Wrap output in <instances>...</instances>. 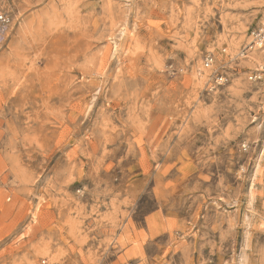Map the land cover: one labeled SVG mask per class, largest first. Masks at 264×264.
<instances>
[{"label":"rangeland","instance_id":"rangeland-1","mask_svg":"<svg viewBox=\"0 0 264 264\" xmlns=\"http://www.w3.org/2000/svg\"><path fill=\"white\" fill-rule=\"evenodd\" d=\"M0 11V264H264V0Z\"/></svg>","mask_w":264,"mask_h":264},{"label":"built area","instance_id":"built-area-1","mask_svg":"<svg viewBox=\"0 0 264 264\" xmlns=\"http://www.w3.org/2000/svg\"><path fill=\"white\" fill-rule=\"evenodd\" d=\"M12 18L6 13L0 11V40H5L12 30ZM253 43L259 47L264 46V21H262L254 30L252 31ZM213 62V57L208 55L205 57V67H209ZM219 83H224L226 78L224 76H219Z\"/></svg>","mask_w":264,"mask_h":264},{"label":"bare ground","instance_id":"bare-ground-1","mask_svg":"<svg viewBox=\"0 0 264 264\" xmlns=\"http://www.w3.org/2000/svg\"><path fill=\"white\" fill-rule=\"evenodd\" d=\"M256 46H258V45H256ZM254 47V45L252 46V48Z\"/></svg>","mask_w":264,"mask_h":264}]
</instances>
